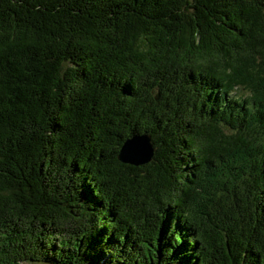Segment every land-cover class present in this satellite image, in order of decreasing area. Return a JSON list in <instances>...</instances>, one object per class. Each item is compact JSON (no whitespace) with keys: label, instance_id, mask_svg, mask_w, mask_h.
Wrapping results in <instances>:
<instances>
[{"label":"trees","instance_id":"trees-1","mask_svg":"<svg viewBox=\"0 0 264 264\" xmlns=\"http://www.w3.org/2000/svg\"><path fill=\"white\" fill-rule=\"evenodd\" d=\"M0 264H264V0H0Z\"/></svg>","mask_w":264,"mask_h":264},{"label":"water","instance_id":"water-1","mask_svg":"<svg viewBox=\"0 0 264 264\" xmlns=\"http://www.w3.org/2000/svg\"><path fill=\"white\" fill-rule=\"evenodd\" d=\"M154 152L149 135H135L124 142L117 158L123 164L139 167L150 163Z\"/></svg>","mask_w":264,"mask_h":264}]
</instances>
